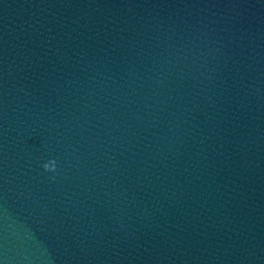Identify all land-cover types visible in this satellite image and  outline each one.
I'll list each match as a JSON object with an SVG mask.
<instances>
[{
    "label": "water",
    "instance_id": "water-1",
    "mask_svg": "<svg viewBox=\"0 0 264 264\" xmlns=\"http://www.w3.org/2000/svg\"><path fill=\"white\" fill-rule=\"evenodd\" d=\"M0 264H264V0H0Z\"/></svg>",
    "mask_w": 264,
    "mask_h": 264
}]
</instances>
